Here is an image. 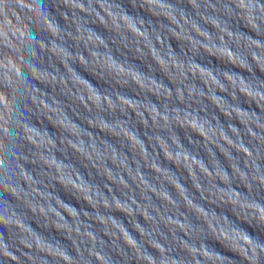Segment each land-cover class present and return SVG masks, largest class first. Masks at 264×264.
<instances>
[{"label":"water","instance_id":"1","mask_svg":"<svg viewBox=\"0 0 264 264\" xmlns=\"http://www.w3.org/2000/svg\"><path fill=\"white\" fill-rule=\"evenodd\" d=\"M0 264H264V0H0Z\"/></svg>","mask_w":264,"mask_h":264}]
</instances>
